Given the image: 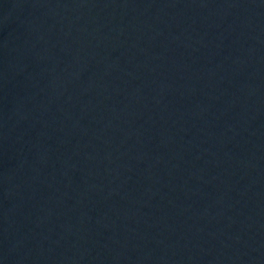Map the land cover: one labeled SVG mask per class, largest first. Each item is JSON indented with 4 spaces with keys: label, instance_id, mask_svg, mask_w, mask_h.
<instances>
[{
    "label": "water",
    "instance_id": "obj_1",
    "mask_svg": "<svg viewBox=\"0 0 264 264\" xmlns=\"http://www.w3.org/2000/svg\"><path fill=\"white\" fill-rule=\"evenodd\" d=\"M0 264H264V0H0Z\"/></svg>",
    "mask_w": 264,
    "mask_h": 264
}]
</instances>
